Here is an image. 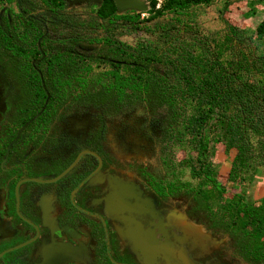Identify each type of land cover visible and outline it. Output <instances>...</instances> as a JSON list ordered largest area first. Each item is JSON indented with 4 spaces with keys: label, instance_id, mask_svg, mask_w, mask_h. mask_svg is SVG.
<instances>
[{
    "label": "trees",
    "instance_id": "16d2710c",
    "mask_svg": "<svg viewBox=\"0 0 264 264\" xmlns=\"http://www.w3.org/2000/svg\"><path fill=\"white\" fill-rule=\"evenodd\" d=\"M213 1L164 0L155 9L149 0L152 15L140 20L102 0L87 4L99 9L85 20L68 0H0V82L10 93L0 158L18 169L16 180L39 177L23 163L52 125L92 114L94 131L105 132L108 121L144 108L164 165L189 148L192 177L210 186L193 190L201 226L244 264H264V197L222 198L207 164L222 144L233 152L230 182L250 186L264 169V19L256 29L223 19L222 30L207 32L197 10ZM137 32L144 36L122 40Z\"/></svg>",
    "mask_w": 264,
    "mask_h": 264
},
{
    "label": "flooded vegetation",
    "instance_id": "af4514ba",
    "mask_svg": "<svg viewBox=\"0 0 264 264\" xmlns=\"http://www.w3.org/2000/svg\"><path fill=\"white\" fill-rule=\"evenodd\" d=\"M106 134H54L50 129L46 145L23 163L29 171L38 170L39 177L16 180L18 169L11 172L0 158V264H211L210 252L181 243L170 245L164 259L160 249L172 233L164 226L163 211L153 197L149 200L146 181L137 186L116 175L100 146ZM1 137L0 132V142ZM78 156L64 177L23 182L16 196L19 180L55 178ZM135 224L136 238L128 233ZM147 231L158 250L150 258L144 251Z\"/></svg>",
    "mask_w": 264,
    "mask_h": 264
},
{
    "label": "rangeland",
    "instance_id": "374dc122",
    "mask_svg": "<svg viewBox=\"0 0 264 264\" xmlns=\"http://www.w3.org/2000/svg\"><path fill=\"white\" fill-rule=\"evenodd\" d=\"M163 1L156 0L155 9L160 8ZM141 2L145 7L143 10H119L116 7L117 14L134 11L140 15V20H147L152 15L149 0H141ZM70 6L71 9L78 11L85 20L94 17L99 9V7L88 6L85 3ZM12 10L16 11L14 5L4 8L6 13ZM197 14L200 25L207 32L222 30L224 28L223 19L240 28L256 29L264 19V1L214 0L209 6H201L197 10ZM150 23L144 24L149 25ZM141 36L144 34L137 32L123 36L122 40L133 43ZM9 108L10 93L0 82V122ZM148 119V111L141 108L131 114L107 122L105 143L100 146L104 148L107 161L115 166L116 175L129 179L137 186L141 184L140 181H146L149 200L153 197L157 202V208L163 211L164 226L171 230L172 239L176 240L172 244H188L191 248H199L206 254L210 252L211 264H244L241 259L236 257L232 247L225 239L211 236L200 224L201 221L206 222V220L195 206L193 190L199 188L210 190V186L205 180L193 178L190 173L189 160L194 156V153L189 148L176 149L173 154L175 165L168 169L160 156L155 135L149 130ZM96 126L94 115H74L63 122L54 124L51 132L58 134L94 131ZM232 158L233 152H227L222 144H217L213 155L208 157L207 164L216 174V189L224 199L244 191L246 203L258 204L263 192L259 196L257 187H264V169L257 174V180L250 186L241 182H230L228 172ZM183 220L185 223H182ZM171 222L175 224L174 228L169 226ZM182 224L191 229L192 233L194 229L203 231L202 235L205 239L200 237L201 240L197 241L198 239L193 235L183 234L177 228V226H183ZM195 244H204L206 250Z\"/></svg>",
    "mask_w": 264,
    "mask_h": 264
},
{
    "label": "water",
    "instance_id": "95a60500",
    "mask_svg": "<svg viewBox=\"0 0 264 264\" xmlns=\"http://www.w3.org/2000/svg\"><path fill=\"white\" fill-rule=\"evenodd\" d=\"M113 1H114L115 6L117 7V9H119V10H125V9L143 10L145 8L143 3L141 2V0H113ZM100 2H101V0H68V3L70 5H78L81 3L99 4ZM77 146L79 147V144ZM90 153H92V152H90ZM94 155H96V154H94ZM78 159H79V156L74 160V162L69 167H67L62 173H60L55 178H51V179L24 178V179L19 180L18 183L16 184V196L18 197V187L23 182H27V181L37 182V183L55 182V181L59 180L60 178L64 177L66 175V173L71 171L74 168V166L76 165V163L78 162ZM138 227L139 226L137 224H135V227L131 228L128 233L132 237L136 238L138 236L137 235ZM147 242H148V246L146 249H144V251L147 253L148 257H150V255L154 252L153 248L151 247V245L154 243V241H153L150 234H148V241Z\"/></svg>",
    "mask_w": 264,
    "mask_h": 264
},
{
    "label": "crops",
    "instance_id": "0c3cea01",
    "mask_svg": "<svg viewBox=\"0 0 264 264\" xmlns=\"http://www.w3.org/2000/svg\"><path fill=\"white\" fill-rule=\"evenodd\" d=\"M263 192V193H262ZM254 193V192H253ZM256 193V192H255ZM257 193H258V195L260 196V194L262 195L261 196V198L262 197H264V187H262V188H260V187H257ZM260 198V199H261ZM182 223H185L184 222V220H183V222ZM183 225V224H182ZM169 226H171L172 228H174L175 227V224L174 223H170L169 224ZM177 228L180 230V231H182V233L183 234H187V235H193L196 239H198L197 241H200L201 239H205V237L202 235V233H203V231L201 232V230H197V229H194V232L192 233V231H191V229H189V228H186V226H177ZM170 230V229H169ZM129 232V231H128ZM148 234H150L151 235V237H152V239H153V241H154V243L151 245V247L153 248V250H154V252L150 255V257L151 256H153L154 254H156L157 253V248H156V240L154 239V236H153V234L150 232V231H147V237H146V248H147V246H148ZM130 235V234H129ZM200 237H201V239H200ZM174 241H176V240H174V239H172L171 237H168L167 239H166V241H165V243H164V246H163V248L162 249H160V252H162L164 255H163V257H164V259H166V257H167V254H168V252H170V248H169V246L170 245H172V243L174 242ZM200 243H202V242H200ZM195 245H197V246H199V247H202L204 250H206V247H205V245L204 244H195ZM146 248H144V249H146ZM209 251V250H208ZM146 253V252H145ZM146 255H147V253H146ZM180 257H179V259L180 260H183L182 258H184L185 256H184V253L182 252V251H180V255H179ZM147 257H148V255H147ZM150 257H148V258H150ZM185 264H188L187 262L185 263Z\"/></svg>",
    "mask_w": 264,
    "mask_h": 264
}]
</instances>
